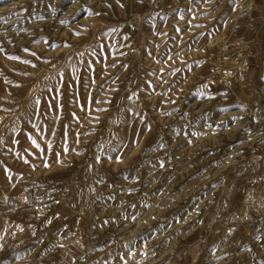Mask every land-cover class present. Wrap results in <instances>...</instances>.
<instances>
[{"label": "rangeland", "instance_id": "obj_1", "mask_svg": "<svg viewBox=\"0 0 264 264\" xmlns=\"http://www.w3.org/2000/svg\"><path fill=\"white\" fill-rule=\"evenodd\" d=\"M0 264H264V0H0Z\"/></svg>", "mask_w": 264, "mask_h": 264}]
</instances>
